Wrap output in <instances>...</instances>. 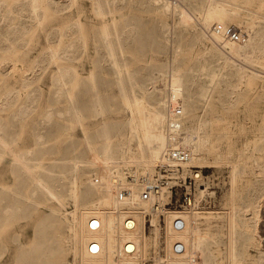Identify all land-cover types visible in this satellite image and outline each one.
<instances>
[{"label":"rangeland","instance_id":"obj_1","mask_svg":"<svg viewBox=\"0 0 264 264\" xmlns=\"http://www.w3.org/2000/svg\"><path fill=\"white\" fill-rule=\"evenodd\" d=\"M169 1L171 10L166 13L165 0H48L49 11L39 9L38 17H33L30 0H0V142L3 140L13 150L0 143V264H50L52 255L61 251L58 235L67 233L74 225L77 204L72 186L75 180L85 179L80 185L82 191L92 186L90 177L97 183L94 185L97 193L108 191L106 185L98 184L99 168L90 161L84 131L70 112L68 72L76 68L83 77L74 90L73 99L88 120L93 118L94 101H100L106 109L107 114L100 116L101 119L113 111L119 112L123 109L117 90L120 73L110 55L112 51L124 66L121 75L129 77L125 84L131 96L134 90L141 94L140 85H143L166 99L169 126L165 125V132L172 128L171 107L183 110L173 104L170 96L171 75L176 68L187 77L195 78V83L189 87L193 98L191 111L196 114L193 122L199 121L202 125L201 133L216 136L212 131L216 115H224L229 121L231 134L221 144V159L202 152L198 157L204 156L207 164L203 167L187 165L200 174L199 207L184 210L174 202L168 208L182 214H200L201 234L208 239L201 249L202 256L194 255V262L231 263V175L232 166L237 164L239 180L234 202L237 264H264V196L258 200L257 217L251 207L264 186V66L261 62L242 59L239 62L237 56H234L237 59L232 57L233 60L247 71L236 64L223 66L222 60L214 57L211 50L228 52L231 41L223 43L210 35L216 23L209 29L202 24L197 14L202 13L207 1ZM95 2L101 4V11L106 13L104 17L97 15ZM176 4L183 8L178 14L174 10ZM191 18L195 22L193 26L184 25V21ZM105 22L109 24V38L103 33ZM228 26L242 31L248 38L244 23L229 22ZM195 31L203 32L204 37H197ZM52 52H57V61L51 57ZM262 53L264 55V44ZM254 71L259 75L250 82L248 74ZM213 101H218L220 108L225 106L224 114L222 111L215 114L209 105ZM118 122V132L127 134L126 119ZM115 123L117 120L109 122L112 134L117 131L113 127ZM179 129L180 138L184 137L185 131L182 127ZM170 131L175 135L174 129ZM167 132L169 141L173 133ZM124 139V148H136L135 140ZM21 151L26 153L31 166L43 162L42 176L63 202L44 196L32 175L15 160V153ZM136 166L135 163L122 166L119 172H113V178L124 172L122 174L130 181L136 170L143 171ZM95 202L99 209L110 210L105 202ZM146 214L150 215L145 217L151 245L145 264H167L168 245L164 236L167 214L160 216L152 211ZM153 218L162 230L158 241H155L157 234L151 223ZM217 229L220 234L211 237ZM253 235L258 237V247L250 245ZM175 241L170 245L171 250ZM248 251L253 256L250 263L246 258ZM67 260L74 262L72 253L67 255Z\"/></svg>","mask_w":264,"mask_h":264},{"label":"bare ground","instance_id":"obj_2","mask_svg":"<svg viewBox=\"0 0 264 264\" xmlns=\"http://www.w3.org/2000/svg\"><path fill=\"white\" fill-rule=\"evenodd\" d=\"M73 1L74 0H72V2ZM206 1V5L202 7V13H198L197 15L207 29L211 28L215 23L227 26L229 22L240 21L244 23V28H246V32L248 33V38L243 43L228 42V52L223 53L221 50H211V54L214 57L217 56V59L222 60V65L225 67L236 64L242 70L244 69V71H247L242 64L233 60L232 57L234 56H237L238 60L242 59L250 63L261 62L264 66V55L262 53L264 44V0ZM30 2L33 17H38L37 12L39 9H48V0H30ZM94 8L98 11L97 15L99 17H104L106 15V13L101 11L102 6L99 2H95ZM164 9L166 10V13L168 10H171V2L169 0H165ZM181 9L183 8L177 4L174 7L176 14H178ZM241 11H245V14H242ZM47 14H49V12H47ZM257 21L259 24L258 27H256ZM193 23H195L193 19L184 21V25L186 26H193ZM82 27L84 28V26ZM103 33L106 38H109V24L106 22L103 24ZM195 34L197 37H204L203 32L201 34L200 32L195 31ZM111 50H113V48H111ZM110 55L114 57V64L120 73L117 90L123 100L121 101L123 109L119 112L113 111L112 114H109L106 118H100V116L107 114L105 107L100 101L93 102L92 108L94 114L92 119L88 120L81 113L73 98L74 90H76L83 77L77 72L76 68H72V70L69 69L68 72V75L70 76V91L68 95L71 100L69 101V104L72 107L70 112L73 116L74 122L79 124L84 131V143L87 147L90 161L96 164L99 168L97 176L100 181L98 184L106 185L108 191L105 194L97 193L94 190V185L97 183L94 182V179L91 177L89 180L92 186L86 191H82L80 185L83 184L85 179L83 180L79 178L78 180H75L74 185L72 186V194L77 204V211L74 212L75 214L73 217L74 225L69 228L67 233L62 232L61 235H58V243L61 244V251L55 254L53 252L54 255H52L51 260L49 259L50 264H71L67 260V255L70 253L74 256V262L72 264H145V260L148 257L147 255L151 245V239L146 233L147 221L145 216L148 215L146 213L149 211H152V213L154 212L155 215L157 214L153 210V200H141L139 196L141 187L136 183L128 182L125 178V174H122L124 172L117 175L119 178L118 181H120L123 186L133 189L134 194L130 198L120 200L117 192L116 175L113 178V172H119V169L124 165L126 166L129 163H135L138 168L143 169V171L136 170L134 172V176L137 179L151 175L155 170L162 150L165 149L167 142H169L167 131L171 134L173 132L170 130L173 128L170 130L168 129L165 132V125L168 120L166 99L155 92L149 91L150 88L145 89L143 85H140V89L142 90L141 94H137L134 90L131 96V91L125 84L128 82L129 77L121 75L123 74L122 71L125 70L124 66L116 60V53L112 51ZM51 57L57 61V52H52ZM234 58L237 59L236 57ZM200 70L204 71L205 67ZM250 73L251 74H248V76H250L249 81L253 82L259 74L255 71ZM127 74V76L130 75L129 69L127 70ZM193 83H195V78L187 77L179 68L174 69L171 75L170 96L172 101H174L173 104H178L183 109L182 114L175 117L174 122L179 127H182L186 133L184 137H176V139L185 146H188L192 152V157L185 164V167H203L204 164H207L208 162L204 156L198 157V155L202 152H208L211 156L215 155L216 160H220L222 157V151L220 150L221 144L226 139H229L231 132L229 121L224 115H216L212 120V131L216 133V136L213 137L214 139L210 134L201 133L202 125L199 121L196 124L193 122V117H195L196 114H193L191 111L193 107V98L189 87L190 85H193ZM169 100L171 99L169 98ZM217 102L218 101H213L209 105L212 106L215 114H220L221 111L222 114H224V111H226L225 106L220 108L218 107ZM120 119H126L128 126L127 134L118 132L119 127H117V125L119 126L120 123L118 120ZM112 120H117V123L113 125L117 130L114 134H112L109 126V122ZM72 125L75 126V124ZM124 138L135 140L137 142L136 148H124ZM0 143L11 150V147L3 140H1ZM14 158L24 170L32 175L33 181L46 198L51 196L58 199L60 202H63L62 197L54 190V188H52L49 181H47V178L42 176V171L43 169L45 170L42 161L35 166H31L26 158V153L23 151L15 153ZM78 161L82 162L81 160ZM75 168L78 169V165H76ZM231 176L233 182L231 201L233 204L230 217L231 243L229 259L231 262L230 264H237L238 257L234 245V233L236 228L235 217L237 210L234 202L237 192L236 186L239 180V167L237 164L232 166ZM199 177L200 174H198V178ZM111 189H113V193H110ZM168 195L169 193L164 192L162 194V199L166 201ZM261 196H264V186L256 197V201L251 203V207L255 210L254 213L256 217L259 211L258 200ZM96 200L105 202L106 205L110 206V210L106 211L96 207ZM166 214L167 224L164 228V236L168 245L166 255L167 264H196L194 262V255H199L201 253V249L206 242V239H208L207 236L201 234L200 214L193 212L191 215H188L175 210H168ZM175 216L183 219V229L178 230L175 228L174 221L177 219ZM15 221H12L13 224ZM151 223L152 226L155 227V234H157V239L154 240L158 241L159 238H162V230L160 225L157 224V219L153 218ZM218 225L219 224H217V227ZM218 234H220V232L217 229L216 232H213V234L211 233V237ZM256 236L257 235H253L250 245L258 247L259 242H257L258 237L256 238ZM174 240H177V242L175 241L176 243L182 244L180 250L175 249L176 243L172 246V250L170 249V245ZM49 250L50 249H48V252ZM47 255L49 256V254ZM200 255L202 256V254ZM252 257V254L248 251L246 254L247 263H250L249 260H252ZM43 261H41V263ZM197 264L207 263L205 260L200 261Z\"/></svg>","mask_w":264,"mask_h":264},{"label":"built area","instance_id":"obj_3","mask_svg":"<svg viewBox=\"0 0 264 264\" xmlns=\"http://www.w3.org/2000/svg\"><path fill=\"white\" fill-rule=\"evenodd\" d=\"M212 37H217L223 43L231 41L236 43H243L247 40V35L242 31L231 26H223L215 24L209 31ZM182 110L179 107H172L170 109V117L173 119L172 128L175 130V135H170L169 143L165 151L161 154L157 161L154 172L146 177L136 178L130 176V181L138 184L141 187L139 196L141 200H153V210L160 216H165V213L174 202L179 204L178 207L184 210H195L199 207L198 201V174L199 171L193 170L192 167H185V164L191 159L192 152L188 146L178 141L176 137H180V127L174 122L175 117L180 116ZM117 181V192L120 200H125L133 196V189L123 186ZM169 193L168 199H162L163 193ZM181 210V211H184ZM149 215V214H148ZM150 216V215H149ZM176 229L184 228V221L178 217L174 221ZM181 243H176L175 249L180 250Z\"/></svg>","mask_w":264,"mask_h":264}]
</instances>
